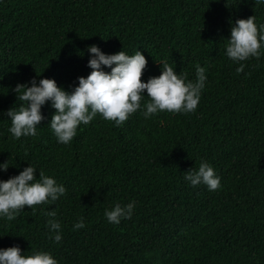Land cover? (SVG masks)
Returning a JSON list of instances; mask_svg holds the SVG:
<instances>
[{
    "label": "trees",
    "instance_id": "1",
    "mask_svg": "<svg viewBox=\"0 0 264 264\" xmlns=\"http://www.w3.org/2000/svg\"><path fill=\"white\" fill-rule=\"evenodd\" d=\"M253 15L264 23V0H0V163L10 166L0 179L29 163L66 188L52 205L0 219V248L49 251L58 264H264V54L239 73L225 54L230 24ZM93 44L140 50L145 82L161 62L192 80L206 66L197 109L148 119L138 111L119 126L98 114L65 145L46 103L37 134L13 139L5 113L23 103L15 86L50 78L71 91L91 71ZM202 159L219 189L183 179ZM129 201L132 217L109 223L105 209ZM42 209L56 210L60 242ZM79 217L85 227L73 230Z\"/></svg>",
    "mask_w": 264,
    "mask_h": 264
},
{
    "label": "clouds",
    "instance_id": "2",
    "mask_svg": "<svg viewBox=\"0 0 264 264\" xmlns=\"http://www.w3.org/2000/svg\"><path fill=\"white\" fill-rule=\"evenodd\" d=\"M226 40L225 54L232 62L238 63L236 71L242 72L245 64L241 62L264 54V23L258 24L254 15L236 19L230 24V36ZM87 52L90 54L87 67L91 71L86 77H77L78 83L71 91L58 86L50 78L38 81L34 78L29 83L15 86L14 91L23 103L18 109L12 107L5 113L11 121L8 132L13 139L37 134L38 125L45 119L41 109L46 103L55 110L48 126L56 141L65 145L76 136L79 125L89 124L98 114L119 126L138 111L148 119L160 112L190 113L197 109L207 80L206 66L197 64L192 80L182 71L177 73L169 63L161 62L160 74L145 82L141 77L146 58L140 50L131 55L122 49L106 54L93 44L88 46ZM9 167L7 160L0 163V172H6ZM37 171L28 163L17 175L0 179V219L12 221L25 206L35 211L33 206L52 205L66 194L65 186L42 170L38 171L39 178H36ZM183 179L191 186L205 185L209 191L221 187L220 176L203 159L198 167L184 172ZM135 207V201L117 202L105 209L104 216L109 223L118 225L121 220L132 217ZM42 211L48 217L46 226L50 238L60 242L61 222L56 218V210ZM84 227L83 217L73 224V230ZM0 264H58V261L49 251H33L31 255H25L18 245H13L0 248Z\"/></svg>",
    "mask_w": 264,
    "mask_h": 264
}]
</instances>
